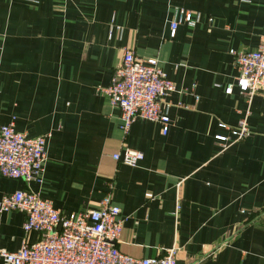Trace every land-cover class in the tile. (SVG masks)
I'll return each mask as SVG.
<instances>
[{
  "label": "crops",
  "instance_id": "0c3cea01",
  "mask_svg": "<svg viewBox=\"0 0 264 264\" xmlns=\"http://www.w3.org/2000/svg\"><path fill=\"white\" fill-rule=\"evenodd\" d=\"M181 11L193 24L172 37ZM263 45L264 0H0V124L47 139L43 185L0 176V201L31 191L74 214L110 193L125 220L124 255L176 250L178 264H264V95L240 93L230 54ZM124 49L158 60L176 86L162 103L166 135L138 119L126 136L121 111L99 91ZM241 120L250 137L224 148L216 137L232 134L221 126ZM125 150L144 159L114 161ZM25 220L0 214V251L39 241Z\"/></svg>",
  "mask_w": 264,
  "mask_h": 264
},
{
  "label": "built area",
  "instance_id": "2783aa9c",
  "mask_svg": "<svg viewBox=\"0 0 264 264\" xmlns=\"http://www.w3.org/2000/svg\"><path fill=\"white\" fill-rule=\"evenodd\" d=\"M181 24H193V17L179 12L171 23L174 37ZM117 33H122L116 28ZM238 71L237 88L251 102L257 93L264 95V45L253 52L231 51ZM195 86H193V89ZM99 91L121 111L122 131L127 136L136 120L156 122L162 125V134L169 130L170 119L162 109V103L176 86L171 82L156 59L142 60L128 49L123 50V60L112 75L107 88ZM233 86L226 90L231 94ZM221 128L232 134V139L217 136L224 148L250 137L246 120L236 128ZM47 139L30 138L14 129V125L0 124V176L21 180L25 184L43 185L46 164ZM114 161L136 167L143 159L141 152L125 150L115 154ZM114 184L109 185L112 192ZM111 194L103 199L97 210L63 214L49 200L31 191L5 196L0 201V214L19 211L26 216L23 226L26 235L38 233L39 241L25 242L16 252L0 251L1 264H178L177 251L169 250L159 258L135 259L118 249L124 219L121 210L114 205Z\"/></svg>",
  "mask_w": 264,
  "mask_h": 264
},
{
  "label": "rangeland",
  "instance_id": "374dc122",
  "mask_svg": "<svg viewBox=\"0 0 264 264\" xmlns=\"http://www.w3.org/2000/svg\"><path fill=\"white\" fill-rule=\"evenodd\" d=\"M161 66V65H160Z\"/></svg>",
  "mask_w": 264,
  "mask_h": 264
}]
</instances>
